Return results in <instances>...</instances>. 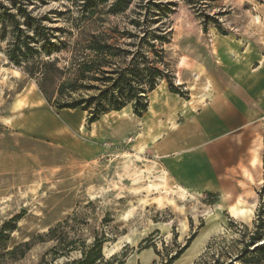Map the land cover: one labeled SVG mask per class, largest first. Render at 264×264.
I'll list each match as a JSON object with an SVG mask.
<instances>
[{
    "label": "rangeland",
    "instance_id": "1",
    "mask_svg": "<svg viewBox=\"0 0 264 264\" xmlns=\"http://www.w3.org/2000/svg\"><path fill=\"white\" fill-rule=\"evenodd\" d=\"M12 1L23 3L46 25L66 28L71 34L57 37L67 41L84 38L85 33L68 29L74 23L117 25L123 31L131 29L128 23L138 13L143 18L154 9L151 4L170 3L168 17L154 18L149 26L165 25L171 39L163 47L164 62L182 97L170 93L165 81L157 86L158 97L165 92L189 100L205 93L202 99L212 92L215 81H239V69L250 61L251 69L259 67L258 80L264 81V0H192L190 6L187 0H129L126 11L118 14L109 12L113 0L96 5L93 12L83 7V0H0V5L9 7ZM8 38L7 33L0 40V264L80 259L79 250L53 259L50 250L56 241L46 234L57 225L63 243L88 247L95 238L101 240L104 261L114 257L112 261L123 264H141L143 255H151L149 264H202L238 255L242 227L251 231L264 201V169L248 197L228 186L226 195H191L182 200L158 164L147 154L139 157L145 140L137 119L109 115L88 126L86 114L48 105L35 81L7 61ZM179 57L194 65L180 75L184 85L177 84L176 65H184ZM258 135L264 149V120ZM238 204L251 208V216L233 215L230 210ZM205 229L211 231L208 239L185 263V254ZM15 247L16 253L9 255Z\"/></svg>",
    "mask_w": 264,
    "mask_h": 264
},
{
    "label": "trees",
    "instance_id": "2",
    "mask_svg": "<svg viewBox=\"0 0 264 264\" xmlns=\"http://www.w3.org/2000/svg\"><path fill=\"white\" fill-rule=\"evenodd\" d=\"M106 1L83 0L82 5L93 12L96 5ZM128 1L113 0L109 12L124 13ZM191 1L187 0L186 4L190 6ZM170 6V3L151 4L154 9L146 11L143 18L138 13V17L128 23L131 29L125 27L123 31L117 25L86 27L74 23L68 29L85 33L84 38L67 41L57 37L59 33L70 35L66 28L48 26L43 18L33 17L23 3L12 1L9 7L0 5V40L8 33L4 51L7 61L33 79L44 101L56 110L85 113L88 126L126 106H130L135 117L141 118L147 112L149 95L160 82L165 81L170 93L182 97L179 89L172 85V75L164 62L163 47L169 43L165 25L161 23L153 29L149 26L154 18L166 19ZM125 37L128 41L123 40ZM59 54L64 55L60 57ZM263 209L264 201L257 209L251 231L242 227L240 241L243 246L233 260L216 259L202 261V264H264ZM60 227L57 225L46 234L48 240L56 241L50 250L53 259L79 250L80 259L63 264L124 263L112 261L114 257L104 261L102 241L97 238L88 247L83 244L77 247L74 242L63 243L57 232ZM28 248L25 244V251ZM17 250L13 248L9 255Z\"/></svg>",
    "mask_w": 264,
    "mask_h": 264
},
{
    "label": "crops",
    "instance_id": "3",
    "mask_svg": "<svg viewBox=\"0 0 264 264\" xmlns=\"http://www.w3.org/2000/svg\"><path fill=\"white\" fill-rule=\"evenodd\" d=\"M209 53L215 54L212 47ZM180 59L184 65H176V77L178 85H184L180 75L194 65ZM252 64L241 66L237 82L215 81L212 92L202 99L205 93L183 100L162 90V97H158V87L150 94L155 98L150 97L142 118L135 117L130 106L101 118L118 114L137 119L145 140L144 154L139 157L147 154L171 185L189 196L226 195L230 186L248 197L250 189L259 185L264 169L263 143L258 137L259 122L264 120V81L258 80L259 67L251 69ZM191 75L198 78L193 72ZM235 75L232 72L231 77ZM239 184L248 188L241 189ZM230 212L247 218L252 209L238 204Z\"/></svg>",
    "mask_w": 264,
    "mask_h": 264
},
{
    "label": "bare ground",
    "instance_id": "4",
    "mask_svg": "<svg viewBox=\"0 0 264 264\" xmlns=\"http://www.w3.org/2000/svg\"><path fill=\"white\" fill-rule=\"evenodd\" d=\"M178 31V30H177ZM177 33V32H176ZM178 34V33H177ZM16 73V72H15ZM17 74V73H16ZM177 84H180V82H178ZM20 104V102L16 103V106L18 107ZM129 108V107H128ZM129 110V109H128ZM118 115V114H117ZM252 161V160H251ZM158 180H162L161 177L158 178ZM152 184V183H151ZM149 186V185H148ZM147 186V187H148ZM151 187V186H149ZM153 187V186H152ZM160 187V186H159ZM156 188V187H155ZM158 189V188H157ZM179 191V198H181L182 200H184L187 196V193L178 188ZM191 197V196H190ZM237 211V210H236ZM243 211H239L238 213H242ZM242 215V214H241ZM251 216V213H249V217ZM159 226V225H158ZM166 226V225H165ZM185 227L184 224H182V228ZM211 231L208 230H203L196 238L195 242L192 244L191 248L188 250V252L185 254L183 261H185V263L191 261L194 257V255L198 252V250L200 251L202 246L204 245V243L206 242V240L209 237V233ZM196 256V255H195ZM141 264H149V261H151V255H143L141 258ZM129 264H133V263H129Z\"/></svg>",
    "mask_w": 264,
    "mask_h": 264
},
{
    "label": "water",
    "instance_id": "5",
    "mask_svg": "<svg viewBox=\"0 0 264 264\" xmlns=\"http://www.w3.org/2000/svg\"><path fill=\"white\" fill-rule=\"evenodd\" d=\"M170 39H171V38H170ZM170 39H169V40H170Z\"/></svg>",
    "mask_w": 264,
    "mask_h": 264
}]
</instances>
